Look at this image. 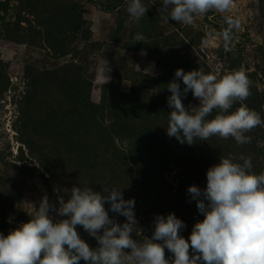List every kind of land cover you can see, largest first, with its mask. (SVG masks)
<instances>
[{
  "label": "rangeland",
  "instance_id": "374dc122",
  "mask_svg": "<svg viewBox=\"0 0 264 264\" xmlns=\"http://www.w3.org/2000/svg\"><path fill=\"white\" fill-rule=\"evenodd\" d=\"M128 2L0 0V234L27 221L45 194L57 204L74 185H108L134 198L144 236L157 214L174 213L187 240L203 219L187 189L205 188L220 157L243 154L255 173L264 172V125L247 133L249 144L231 137L181 144L165 130L164 87L177 68L218 76L243 69L251 93L244 103L264 120V0H234L230 13L212 10L192 25L166 21L161 0H142L146 16L133 21ZM228 14L240 27L226 52L216 33ZM138 33L144 41L134 42ZM152 64L156 75H145ZM182 102L198 104L191 91ZM165 256L173 258L167 248Z\"/></svg>",
  "mask_w": 264,
  "mask_h": 264
},
{
  "label": "clouds",
  "instance_id": "9594fccd",
  "mask_svg": "<svg viewBox=\"0 0 264 264\" xmlns=\"http://www.w3.org/2000/svg\"><path fill=\"white\" fill-rule=\"evenodd\" d=\"M233 6L234 0H161L160 11L166 21L192 25L196 17L212 10L230 13ZM148 8L142 0H129L126 11L138 22ZM223 18L226 27L216 35L229 52L240 20L231 14ZM144 40L140 33L134 37V42ZM144 74L155 76L154 64ZM164 87L170 92L165 130L181 144L212 137L249 144L247 133L264 125L260 114L244 103L251 93L243 69L218 76L177 68ZM189 91L198 104L186 108L182 98ZM234 104L238 106L230 111ZM101 188L74 185L67 199L58 197V206L43 195L27 221L0 234V264H264V172L253 171L250 157H220L206 171L205 188L188 187L203 219L194 223L187 240L180 235L186 225L174 213L157 214L151 237L144 236L137 226L134 198L125 199L123 187ZM109 211L123 216L124 222L118 223ZM51 213L62 218L54 219ZM77 226L95 238L96 247L80 237Z\"/></svg>",
  "mask_w": 264,
  "mask_h": 264
},
{
  "label": "trees",
  "instance_id": "16d2710c",
  "mask_svg": "<svg viewBox=\"0 0 264 264\" xmlns=\"http://www.w3.org/2000/svg\"><path fill=\"white\" fill-rule=\"evenodd\" d=\"M104 9H107V10H109V11H110V10H113V9H108V8H104ZM223 28H224V27L221 25V26H220V29L222 30ZM178 181H179V180H178Z\"/></svg>",
  "mask_w": 264,
  "mask_h": 264
}]
</instances>
